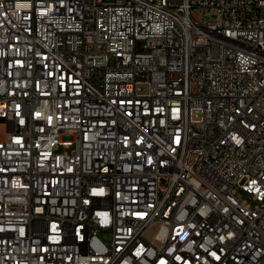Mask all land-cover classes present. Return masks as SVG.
Segmentation results:
<instances>
[{"label":"built area","instance_id":"obj_1","mask_svg":"<svg viewBox=\"0 0 264 264\" xmlns=\"http://www.w3.org/2000/svg\"><path fill=\"white\" fill-rule=\"evenodd\" d=\"M3 120L0 264H264V0H0Z\"/></svg>","mask_w":264,"mask_h":264},{"label":"rangeland","instance_id":"obj_2","mask_svg":"<svg viewBox=\"0 0 264 264\" xmlns=\"http://www.w3.org/2000/svg\"><path fill=\"white\" fill-rule=\"evenodd\" d=\"M5 130H6V124L5 121L3 120L2 123L0 124V137L4 135Z\"/></svg>","mask_w":264,"mask_h":264},{"label":"bare ground","instance_id":"obj_3","mask_svg":"<svg viewBox=\"0 0 264 264\" xmlns=\"http://www.w3.org/2000/svg\"><path fill=\"white\" fill-rule=\"evenodd\" d=\"M85 253H92V245H85Z\"/></svg>","mask_w":264,"mask_h":264}]
</instances>
